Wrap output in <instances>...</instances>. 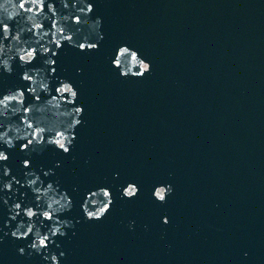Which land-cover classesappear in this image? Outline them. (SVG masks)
Returning <instances> with one entry per match:
<instances>
[{"label": "water", "instance_id": "1", "mask_svg": "<svg viewBox=\"0 0 264 264\" xmlns=\"http://www.w3.org/2000/svg\"><path fill=\"white\" fill-rule=\"evenodd\" d=\"M19 2L0 0V264H264V0H44L7 21ZM120 46L150 71L122 76ZM74 107L65 154L47 140ZM129 183L139 191L124 198ZM100 187L110 210L88 220L82 205ZM62 195L71 211L43 220L45 197ZM27 207L42 234L72 226L36 254L32 233L11 236Z\"/></svg>", "mask_w": 264, "mask_h": 264}, {"label": "clouds", "instance_id": "2", "mask_svg": "<svg viewBox=\"0 0 264 264\" xmlns=\"http://www.w3.org/2000/svg\"><path fill=\"white\" fill-rule=\"evenodd\" d=\"M44 0H20L19 4H12L10 9H4V17L7 21H12L13 18L18 15V9H22L25 12H32L33 15L38 14L39 11H42ZM30 3L32 8L27 9L24 8L25 4ZM35 10V11H33ZM92 11L91 6H86V13H90ZM77 20L79 17L76 18ZM95 25L99 28L100 20L97 18L95 21ZM2 27L5 31L9 28V23L2 24ZM87 47H83L81 43L79 44V48L81 50L88 48V49H95L97 47L96 44L90 43L87 44ZM119 53V55H118ZM53 61H51V64ZM113 65L117 67L120 71L122 76L131 75L133 77H142L144 74L150 71V64L145 62L142 58H140L139 54L136 51L129 49L127 46H120L115 53V59L112 61ZM50 64V65H51ZM8 70L7 68L5 69ZM54 71V69H53ZM79 71V70H78ZM48 83V82H47ZM49 84V83H48ZM61 84L70 85L66 81H61ZM64 95V93H61ZM77 96V92L71 86V93L68 96L70 99L68 100V104L72 103V100ZM75 114L74 116L72 114ZM82 114V108L74 107L71 108L70 111L62 112L63 116L71 117L70 122L67 123L63 130H56L55 136H50L47 140L48 145L54 146L57 150L62 151L63 153L67 154L70 151V145L72 142V136L69 132L70 129L74 128L76 125L80 123V121L76 118ZM63 134V135H61ZM33 139H36L33 137ZM37 144L40 143V140L36 142ZM33 142L29 141L28 145H32ZM7 146H13V143L7 144ZM26 147V146H22ZM8 159L5 152L0 151V162H5ZM22 166L28 168L30 166V162L28 160L22 161ZM9 169L7 167L4 168V174L7 175ZM29 175L32 173H26V185L32 186L35 184V180L27 179ZM51 186V185H50ZM11 188V182H5L3 184V189L8 190ZM15 191V189H13ZM139 189L129 183L126 187L122 189L121 195L124 198H133L137 195ZM171 186L170 185H161L154 188L153 197L154 199L159 202L163 203L166 201V198L169 194H171ZM33 192L37 194V199L40 198L42 195L37 191V188L33 189ZM5 203H7L5 201ZM112 203L111 200V193L110 190L104 187H100L97 190L91 193V199L85 201V205H82V212L84 217L88 220H99L103 218L107 212L110 210V205ZM44 207L41 208L39 211V216L42 217L45 221H53L55 219V215H63L65 212L71 211L72 203L70 198L66 195H62L59 199H56L55 202H52L49 197H45L44 200ZM21 208L19 203H15L11 206L10 211L12 212V218L15 219V215L17 214V210ZM23 214L29 221L26 225L18 224L15 230L11 231V236L13 238H23L27 237L29 233L33 234V240L31 244L28 246L32 251L36 254H40L41 250H46L49 247V241L51 237H55L56 235L64 236L66 235L65 229L71 227V221L62 222L59 226L53 225L50 227L49 234H42L38 228L34 225L33 218L37 216V212L32 210V207H27L23 209ZM46 217V219H45ZM164 223H167V220H163ZM134 222H129V228L132 227ZM21 229H24L23 231ZM20 254H24V249L21 248L18 250ZM31 254V252L29 253ZM63 256V253L60 254ZM46 260H50V264H59L58 257L56 255H50L45 257Z\"/></svg>", "mask_w": 264, "mask_h": 264}]
</instances>
